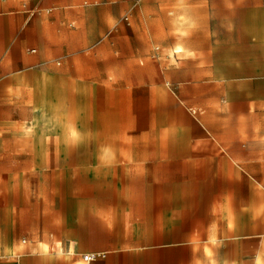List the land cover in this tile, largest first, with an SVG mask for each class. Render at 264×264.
I'll return each instance as SVG.
<instances>
[{"label": "rangeland", "instance_id": "374dc122", "mask_svg": "<svg viewBox=\"0 0 264 264\" xmlns=\"http://www.w3.org/2000/svg\"><path fill=\"white\" fill-rule=\"evenodd\" d=\"M237 1L82 0L80 6L58 7L50 12L48 8L32 7L35 13L34 17L41 11L42 29L46 33L57 29L63 31L65 35L69 32L71 34L68 28L87 33L88 45L84 48H77L72 43L71 50V53L74 54L76 52L86 54L81 57L82 60L80 61V64L85 65V67L96 64L104 65L108 62L111 55H102L101 58H97L98 51L94 46L101 37H104V34L113 31L112 27H117L119 22L123 23L122 31L142 32L151 44L150 50L146 51L147 54L139 55L131 61L139 66L136 72L130 73L137 77L134 80L137 81V85L128 84L123 87L111 88L107 87L104 82H90L87 71L76 74L71 71L66 72L83 77L78 84L81 86L80 91L77 90L75 94H70L69 100H74V103H67V101L65 103L68 109L73 110V107L77 109L71 111L69 116L78 118L75 123H77L82 135L76 143H81L82 147L80 150H72L70 155L73 157L75 155L81 156L82 161L80 163L74 161L65 166L61 165L63 175L56 179V184L76 188L65 193H58V191L55 193V191L46 189L45 192L38 191L37 194H33L34 198H37L39 207L44 203L46 207L58 208L61 211L60 226L64 225L65 228L71 226L66 221L69 212L68 200H73L75 205L72 210L77 212L76 220L81 219V225H87L90 217L86 215L89 212L97 214L98 221L103 220L102 215L109 200L106 199L108 195L103 188H93L91 178L94 175H100L101 172L99 169L95 170L89 163V160L94 159L95 146L91 148L92 151L89 150V147L90 145L98 146L102 143H126V136L130 135L140 138V143H160L165 135V129L169 125L168 119L165 120L163 115L173 111L168 102L169 97H171L166 88L168 81L180 85L178 93L181 105L192 117H200L204 113L211 112L214 116L226 120L231 128L240 127L242 130L256 128L259 133L264 134V106L261 109L255 106L257 99H264L263 93L248 86L225 89L226 87L217 85L218 77H221L233 66L242 70L239 75L241 77L255 76L256 74L251 73V70L254 72L261 71V74H264V0H239V2H243L242 5L250 3L253 7L242 6L240 8L241 17H233L232 7L236 5L235 2ZM0 3L1 47L2 51L8 53L16 42L20 43L22 39L24 40V29L28 24L26 21L29 14L25 12L26 9L23 7L24 0H0ZM8 3H11V7L6 10L2 5ZM56 11L64 12L70 19L65 25L58 24V28L54 27L55 25L51 20ZM243 11L249 12L248 19H244ZM16 16L19 17L20 21L16 20ZM109 21L115 23L110 24ZM136 21L138 23H135ZM69 37V41L74 42L72 36ZM22 48L29 52L31 49H37L33 54L38 52V46L35 43H24ZM53 60L57 65H59L58 61H61L62 65L65 64L63 57L53 58ZM34 72L37 73V70L34 69L32 74ZM98 83L101 86H98ZM36 90L33 88L24 93L21 87H18L12 92V95L16 96L12 100L14 102L1 103L0 105L2 122L14 123L12 129L8 125V129L2 128L0 133V162H11L10 169L7 168L6 171L0 169V206L10 211L8 216H5L4 213L0 214V218L4 221L9 217L11 225L10 243L22 247V249L28 247L31 242V236L27 231L25 198H23L22 189L25 188L26 184L30 191V187L34 188L37 180L31 177L29 173H25V153L20 149H15V138H20L21 131H24L23 126L25 129L27 126L29 129L31 127V124L23 125V119L27 116L25 113L30 109L29 105L20 102L25 100L23 98L18 99V97L37 96ZM119 91L124 92L122 94L124 98H127L128 105L122 114H115L118 119L107 121L104 118L105 109H96L94 105L90 104V99L100 94L108 96L112 92L119 95ZM228 96L233 102L230 106L232 111L230 114H223L225 113L223 104ZM118 111L120 110H116V112ZM120 117H123V120L119 119ZM122 130L130 132V134L121 136L120 131ZM144 135H146V140H144ZM147 137H150L149 141ZM225 137L232 139L229 135ZM44 138L45 143L49 144L46 156L52 162V160H56L57 150L51 146L58 143L59 135L49 134ZM197 140L200 144H223L221 140H217L213 136L201 137ZM238 154H240L237 155L240 162L248 165V167L237 166V176L241 179L243 186L241 192L248 190L245 184L246 179L257 184H264V162L250 160L251 158L247 153L238 152ZM177 164L178 167L181 166L179 161ZM52 165L56 166L57 163L53 162ZM51 169L52 167L49 168V170ZM49 183H52L50 173L47 183L50 186ZM117 187L118 185L113 189L114 199L108 214L112 217L113 226L117 229L114 232L116 240L121 244L113 248L112 264H157L158 251L155 248L127 247V240L131 236H136L135 232L122 231L120 228L122 212L119 206L121 200L116 198ZM67 238L73 240L71 242L72 249H68L69 251L74 253L86 250L82 246V242L76 237L70 234ZM26 239L27 241L24 242ZM57 242L53 247H49L53 255L63 253L65 255L62 257L66 258L69 263L81 264L84 261L81 254L70 255L67 249L61 251L62 240ZM7 243V232L0 226V264H20L19 256L25 251H21L20 254H12L10 251L11 254H9L5 251ZM74 246L75 248H73ZM242 246L248 252V241H245ZM227 249L225 246L219 251L227 258L236 259L241 256L240 253L235 252L226 254ZM52 254L24 257V262L21 264H40L41 260L51 259ZM196 254L200 255L201 253L198 251ZM183 255L182 252L181 256ZM55 262L53 260L49 264H59L58 261Z\"/></svg>", "mask_w": 264, "mask_h": 264}, {"label": "crops", "instance_id": "0c3cea01", "mask_svg": "<svg viewBox=\"0 0 264 264\" xmlns=\"http://www.w3.org/2000/svg\"><path fill=\"white\" fill-rule=\"evenodd\" d=\"M81 1L24 0L23 7L26 9L25 12L29 14L26 21L28 24L24 29V40L22 39L20 43L16 42L15 46L10 48L8 53H5L2 51L0 34V105L1 103H13L12 100L16 96H13L12 92L18 87H22L21 85L24 82L31 84L35 79V75L43 79L49 76L54 81H63L64 78H67L74 85H78L83 77L66 72L71 71L76 74L87 71L90 82H104L107 87L117 88L128 84L137 85V81H134L137 77L130 73L136 72L139 66L131 61L139 55L147 54L146 51L151 48L149 39L145 38L142 32L135 30L122 31V28H124L123 23L119 22L117 27H112L113 31L104 34V37H101L100 41L94 46L98 51L97 58H101L102 55H111L108 62L104 65L96 64L85 67V65L80 64V61L82 60L81 57L86 54L82 52L74 54L71 53V50L72 43L77 48H84L88 45L87 33L72 30V28H68L71 34L69 32L67 35L57 29L46 33L42 29L43 17L40 15L41 11L34 17L35 13L32 10V7L39 9H49L51 7L53 10L58 7H77L80 6ZM242 3L238 0L235 2L236 5H233V17H241L240 8L242 6L253 7L250 3L246 5H242ZM2 7L7 10L11 7V3L3 4ZM243 12L244 19H248L249 12ZM16 20L20 21L18 16H16ZM51 20L55 25L54 27L58 28V24L65 25L70 19L64 12L56 11ZM232 21L235 22V20ZM109 22L110 24L115 23ZM135 23H138V21ZM69 36H72L74 42L69 41ZM24 43H35L38 46V52L33 54L37 49H31L30 52L23 49L22 45ZM62 57L65 60L63 65L61 61H58L59 65H57L53 60V58ZM70 64L71 67L69 68ZM34 69L37 70V73L32 74ZM261 73V71H255L254 74L256 75L249 76V78L264 79V74ZM97 85L101 86L99 83ZM113 93L108 96L100 94L90 99V104L94 105L96 109H105L106 115L104 114V118L107 121L118 119L115 114H122L124 108L128 105L127 98L123 97V91H119V95ZM37 96L40 98L36 102L41 101L42 96ZM37 96H20L18 99L23 98L25 101L20 102L29 105L31 109ZM168 102H170V97ZM67 103L73 104L74 100L67 101ZM255 106L259 109L263 108L264 99H257ZM73 110H77L76 107H73ZM116 110L120 111L116 112ZM230 113L225 112L223 114ZM166 114L163 115L165 120H167ZM204 115L220 120L222 127L218 130V133H208L198 138L213 136L217 140H221L223 144L210 145L198 142L190 149L180 151L172 144L163 143L162 139L160 143H140L136 141V143L128 144L125 138L126 143L114 142L102 143L98 146L90 145V151L95 146V154L93 155L94 159L89 160V163L95 170L99 169L101 172L100 175H94L91 178L93 188H103L108 195L106 199L109 200L102 215L103 220L98 221V215L92 212L86 215L90 217L88 220L99 222L102 225L100 228L101 238L96 240L84 237L90 227L89 224L81 225V219L76 220L78 214L75 210H72L75 205L73 200H68L69 212L66 219L71 226L65 228L64 225L60 226L59 224L61 211L58 208L46 207L44 203L39 207L37 198H34L33 195L37 194L38 191L45 192L46 189L55 191V193L56 191L65 193L74 190L76 187L56 184V179L61 178L63 175L62 166L74 161L80 163L82 161L81 156L77 157L75 155L73 157V155H70L69 158H62L57 153L55 155L56 160L50 162L46 156L49 144L45 143V164L36 165V161L30 160L28 162L26 160L29 151L24 144L15 145V149H20L25 153V173H29L37 182L34 188L30 187V191L26 184L25 188L22 189L23 198H25L27 231L31 236L28 247L22 249V247L11 245L9 217L4 221L0 218V226L9 233L7 234L9 239L7 244L10 246L12 254H20L23 250L25 252L22 256L26 258L47 253L52 254L49 247H53L60 240H62L60 244L61 251L65 250L63 248L66 247L72 249L71 242L73 240L67 238L71 234L82 242V246H84V243L88 244L90 248L84 246L85 251H104L107 253L105 259L91 264L108 262L112 264L113 254L109 255L107 250H113L121 243L116 240L114 232L117 229L113 226L112 217L108 213L114 199L113 189L118 185L116 198L121 200L119 206L122 212L120 228L122 231L135 232L136 236H131L127 240V247L155 248L158 251L157 264H257V260L260 261V264H264V192L258 193L254 188L256 182L247 181V179L245 184L248 190L241 192L243 186L241 179L237 176V166L248 167V165L240 162L237 157V155H240L238 152L247 153L252 161L264 162V134L259 133L256 128L249 130H242L240 127L231 128L226 120L214 116L211 112L204 113L200 117ZM74 119L77 121L78 118ZM119 119L123 120V117ZM8 125L12 129L14 123L2 122L0 113V133L2 128H7ZM169 126L170 123L165 129L164 137L168 134ZM29 130L24 129V131H21L20 137H32V129ZM129 134L128 131H120L121 136ZM47 135L49 133L37 134L36 136L45 137ZM226 135H229L232 139H226ZM81 147L77 144L72 150H80ZM178 161L181 164L180 167H178ZM53 162H56L57 165L53 166ZM50 167H52L51 170H49ZM7 168H11L10 161L0 162V169L6 171ZM227 169L232 170L231 177H229L230 174L226 177ZM49 173L52 180V183H49L50 186L47 184ZM227 200L234 206L233 213L241 219L244 218L243 223L240 224L243 232L239 237L228 235L232 231L227 220L223 218L222 211V206ZM259 204L263 205V210L261 211V222L257 223L256 220L253 221L251 218L254 215L256 216L255 210ZM3 213L8 216L10 211L0 206V214ZM26 241L27 239L24 242ZM245 241L249 243L248 252L242 246ZM225 246L226 249L230 246L225 251L226 254L235 252L240 253L241 256L236 259L227 258L219 251V249H224ZM5 251L11 254L7 247ZM198 251H200V255L196 254ZM182 252L184 253L183 256H181ZM68 253L79 255L81 252L73 253L68 250ZM63 255L65 254L55 253L50 257L51 259L41 260L40 264H49L53 260L54 262L58 261L59 264H75L69 263L66 258L62 257Z\"/></svg>", "mask_w": 264, "mask_h": 264}, {"label": "bare ground", "instance_id": "6f19581e", "mask_svg": "<svg viewBox=\"0 0 264 264\" xmlns=\"http://www.w3.org/2000/svg\"><path fill=\"white\" fill-rule=\"evenodd\" d=\"M53 8H49V11H52ZM242 70L238 67H230L226 73L221 77H218L217 85L221 87H240L248 86L250 88H256L264 95V79H253L245 78L239 76ZM251 73H255L254 70H251ZM51 77L43 79L42 77L35 75L34 81L30 83H23L21 90L27 92L33 88L37 89L36 92L39 96H42V100H39L40 97H36L34 104L29 111H27L24 117L23 125L31 124L30 129L32 128L33 136L29 138H15L16 145H25L29 151L28 157L26 160H34L37 162L36 165H44V150H45V141L43 136H36L37 134L49 133L58 134L59 139L58 143L51 146V148H56V152L64 157L70 156V152L75 145H80L81 143H76L79 137L82 135L81 130L78 128L75 119L69 116V113L73 110L68 109L65 106V101H70V94H75L77 90L80 91L78 85H74L72 81L67 78H64L63 81H54ZM170 97L169 105L173 108V111H169L165 117L167 122L170 123L168 128V134L162 139L163 143L172 144L176 147L177 150L184 151L190 149L194 144H198L196 138L208 134V133H218V130L221 129L222 123L220 120L211 118V116L204 115L202 117H192L191 114L184 109L181 105L179 99V84H173L168 81L166 86ZM72 97V96H71ZM231 103L233 104L231 98L228 96L225 103L223 104L224 112H231L230 108ZM25 129V126H23ZM27 130H29L27 126ZM170 131V133H169ZM217 135V134H215ZM144 140H146V135H144ZM150 137H147L149 141ZM248 138V136H247ZM136 141H140V138L130 135L127 136V143L133 144ZM71 149V150H70ZM43 161V162H41ZM230 174V176H229ZM232 170L227 169V176L231 177ZM238 185V184H235ZM254 185V184H253ZM231 187V186H230ZM229 187V190H230ZM254 188L258 193H263L264 184L256 183ZM231 191V190H230ZM234 206L232 203H229L227 200L223 206V218L227 220L228 226L232 231L230 236L239 237L242 235V230L240 224L243 223L244 218L238 217L233 213ZM263 210V205H257L255 210L256 216L254 215L251 220H256L257 223L261 222L262 216L261 211ZM89 224V230L84 235L85 238L96 240L101 238V224L99 222H94L93 220L87 221ZM9 234V233H7ZM7 240L8 237H7ZM86 248H90L88 244L84 243ZM92 247V246H91ZM102 249L100 247H95ZM8 251H10V246L7 245ZM109 255L113 254L112 249L107 250ZM9 253V252H8ZM20 264L24 262V257L19 256ZM81 264H91L88 262H82ZM103 264H109L103 263Z\"/></svg>", "mask_w": 264, "mask_h": 264}, {"label": "built area", "instance_id": "2783aa9c", "mask_svg": "<svg viewBox=\"0 0 264 264\" xmlns=\"http://www.w3.org/2000/svg\"><path fill=\"white\" fill-rule=\"evenodd\" d=\"M63 249H67L68 251V247L63 248ZM80 254L83 260L88 263H94L98 260H102L107 257V253L104 251H84V252H81Z\"/></svg>", "mask_w": 264, "mask_h": 264}, {"label": "clouds", "instance_id": "9594fccd", "mask_svg": "<svg viewBox=\"0 0 264 264\" xmlns=\"http://www.w3.org/2000/svg\"><path fill=\"white\" fill-rule=\"evenodd\" d=\"M257 264H260V261L259 260H257Z\"/></svg>", "mask_w": 264, "mask_h": 264}]
</instances>
